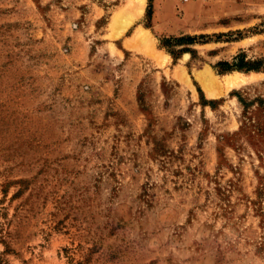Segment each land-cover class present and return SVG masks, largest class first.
Here are the masks:
<instances>
[{
  "label": "rangeland",
  "instance_id": "1",
  "mask_svg": "<svg viewBox=\"0 0 264 264\" xmlns=\"http://www.w3.org/2000/svg\"><path fill=\"white\" fill-rule=\"evenodd\" d=\"M0 264H264V0H0Z\"/></svg>",
  "mask_w": 264,
  "mask_h": 264
},
{
  "label": "bare ground",
  "instance_id": "2",
  "mask_svg": "<svg viewBox=\"0 0 264 264\" xmlns=\"http://www.w3.org/2000/svg\"><path fill=\"white\" fill-rule=\"evenodd\" d=\"M138 1V0H137ZM139 2H140V11H142V8H143V4H144V0H139ZM132 4H133V1L131 2ZM137 5H138V3H136ZM130 5V4H129ZM135 5V4H134ZM128 6V5H127ZM132 7V9H133V6H131ZM131 7L129 8V10L128 11H126V13H128V12H130V9H131ZM138 7H139V5H138ZM137 7V8H138ZM137 8H135L134 10H137V12H139V9H137ZM124 9V8H123ZM131 9V10H132ZM126 10V9H125ZM133 10V11H134ZM118 13H122V12H119V11H117ZM116 12V13H117ZM124 13V12H123ZM125 13V14H126ZM125 14H123V15H125ZM130 14V13H129ZM122 15V16H123ZM128 15V14H127ZM116 16V15H115ZM117 17V16H116ZM118 17H120V16H118ZM125 17V16H124ZM123 17V18H124ZM119 19V18H118ZM115 20H117L116 18H115ZM121 20V19H120ZM118 21V20H117ZM131 22V21H130ZM127 23V22H126ZM113 24H115V23H112V25ZM118 24V23H117ZM116 24V25H117ZM122 24V23H121ZM115 25V26H116ZM119 26H121L120 24L118 25V28H120ZM122 27V26H121ZM116 29V28H115ZM142 29V28H141ZM122 30V29H121ZM144 30H142V32H143ZM141 32V33H142ZM147 36V35H146ZM140 37V36H139ZM149 36H147V38H148ZM142 38L140 39V42L139 43H142ZM150 40V39H149ZM134 42H136L135 40H133ZM147 41V40H146ZM144 43V42H143ZM129 44V43H128ZM134 44H136V43H134ZM146 44V43H145ZM147 45V44H146ZM131 47V46H130ZM139 48V47H138ZM163 55V54H162ZM184 55V54H183ZM159 56V55H158ZM188 56V55H187ZM165 57V56H164ZM168 57V56H167ZM160 58V57H159ZM161 58H162V56H161ZM183 68V67H182ZM181 68V69H182ZM179 70V69H178ZM179 71H181V70H179ZM178 71V72H179ZM234 72V71H233ZM184 74H185V72H184ZM184 74H183V76H184ZM259 74V73H258ZM187 75V74H186ZM185 75V76H186ZM256 76H257V73H248V74H243V73H241V72H234V73H228L227 75H226V77L224 78V80H221L222 81V83L224 84V86L226 87V88H229V87H231V86H234V85H237V84H240V83H246V82H248L249 80H252L253 78H256ZM197 78L200 80V82L202 83V85H203V87L205 88V90L207 91V93L210 95V96H214L215 95V93L212 91V89L210 88V87H212V85H214V86H216L217 85V83H219V82H217V80L213 77V75H212V73H209L208 75H205V76H202L201 74H199V73H197ZM216 78L218 79V77L216 76ZM219 80V81H220ZM219 85V84H218ZM223 87V86H222ZM221 87V88H222ZM216 88V87H215ZM222 91V90H221Z\"/></svg>",
  "mask_w": 264,
  "mask_h": 264
},
{
  "label": "trees",
  "instance_id": "3",
  "mask_svg": "<svg viewBox=\"0 0 264 264\" xmlns=\"http://www.w3.org/2000/svg\"><path fill=\"white\" fill-rule=\"evenodd\" d=\"M176 40H184V42H193L194 39H192V37L190 36H180L179 38H176ZM225 67H223V70H228V69H232V68H253L254 66H247V62H233V63H228V62H224L223 63Z\"/></svg>",
  "mask_w": 264,
  "mask_h": 264
}]
</instances>
